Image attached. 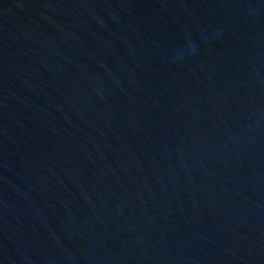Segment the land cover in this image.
Returning <instances> with one entry per match:
<instances>
[{
    "label": "water",
    "instance_id": "95a60500",
    "mask_svg": "<svg viewBox=\"0 0 264 264\" xmlns=\"http://www.w3.org/2000/svg\"><path fill=\"white\" fill-rule=\"evenodd\" d=\"M0 264H264V0H0Z\"/></svg>",
    "mask_w": 264,
    "mask_h": 264
}]
</instances>
